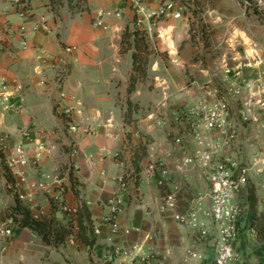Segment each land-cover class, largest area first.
Listing matches in <instances>:
<instances>
[{"label": "crops", "instance_id": "1", "mask_svg": "<svg viewBox=\"0 0 264 264\" xmlns=\"http://www.w3.org/2000/svg\"><path fill=\"white\" fill-rule=\"evenodd\" d=\"M17 1L0 0V150L9 166L21 147L27 163L9 166L17 195L0 175V220L8 218L20 198L33 216L41 213L66 226L69 219L59 202L82 203L92 229L99 228L101 235L86 246L74 228L75 246H69L67 238L54 247L15 224L13 237L0 242V264H212L216 236L196 242L188 228L162 214L158 174L152 178L149 169L162 161L172 169L198 147L191 124H177L174 118L200 101L210 80L224 93L242 87L244 101H254L263 87L264 37L260 32L250 37L242 27L237 31L236 24L249 21L240 4L223 0L207 5L202 18L183 13L182 19L164 18L148 30L138 27L132 10L118 0ZM166 2L146 0L151 9ZM100 11L122 16L105 17V29L96 25ZM200 22L207 24L203 31L198 30ZM137 30L151 40L171 31V44L163 41V48H155L151 81H138L131 88L135 50L123 45L125 36ZM68 47L73 48L71 54L64 51ZM163 52L169 55L168 65L160 57ZM168 66L172 76L158 73ZM238 99L233 110L240 137L227 154L247 163L264 149V104L252 107L257 122H243ZM70 124L79 132H70ZM176 138L183 144L176 145ZM122 176L125 188L119 184ZM57 178L67 186L62 197ZM174 179L184 185L183 210L208 188L196 169ZM40 184L50 190H40ZM251 185L259 215L264 216V175L253 174ZM117 194L123 199L117 224L121 231L130 229L129 235L112 234L107 221ZM244 236L235 243L242 264H264L260 228L257 238L248 231ZM194 246L202 260L189 259Z\"/></svg>", "mask_w": 264, "mask_h": 264}, {"label": "built area", "instance_id": "2", "mask_svg": "<svg viewBox=\"0 0 264 264\" xmlns=\"http://www.w3.org/2000/svg\"><path fill=\"white\" fill-rule=\"evenodd\" d=\"M118 1L129 6L138 27L147 26L148 30H152L153 25L164 18L182 19L183 7L173 1H167L158 9L149 8L146 0ZM113 16L121 17L122 14L100 11L97 14L96 25L106 29L104 18ZM64 51L66 54H71L73 48L68 47ZM40 60L42 62L47 61L43 57ZM61 77H59L60 85ZM203 92V97L195 106L174 118L177 124L187 121L191 124V135L198 147L186 153L183 159L175 161L172 169L168 168L167 162H159L157 166H152L149 169V175L155 178L158 174L156 182L162 191L159 203V210L162 214L171 215L178 224L188 228L193 237L197 238L196 242H205L213 235L216 236L213 245L212 264H242L235 243L242 236L241 229L247 226L248 222L247 189L250 185L251 176L253 174L264 175V149L252 161L247 163L232 159L227 154L240 137L236 120L237 114L233 110V104H235L233 100L240 98L238 102L242 105V111L239 115L243 122H257L258 120L255 119L252 113V107L255 104L259 106L261 102L264 104V100H262L264 89L260 88L255 93V104L254 101H244V98L242 99V87H236L230 93H224L210 80L205 85ZM61 98L66 99L67 94L62 92ZM69 130L72 133L79 132V128L73 124L69 125ZM83 132L88 134L90 130L84 129ZM262 134L264 136V128ZM175 144L182 145V139L176 138ZM16 157L11 160V166L27 163L25 152L21 147L16 150ZM191 169H196L199 172L208 188L197 194L183 210L181 204L183 199L181 197L184 185L177 183L174 178L176 176L185 177ZM119 184L122 188L126 187L124 176L120 177ZM55 185L57 194L60 197L64 196L67 190L65 181L62 178H57ZM17 189V184H8V190L12 194L17 195ZM39 189L43 191L50 190L44 184H40ZM58 208L68 217L69 222L75 224L76 231H78L76 223L83 204L69 206L64 202H59ZM122 212L123 199L121 194H117L112 203L111 217L107 220L114 235H119L121 232L125 235L131 233L130 229L121 231L117 224ZM42 215L40 213L33 217L35 220H41L46 217ZM14 225V220L9 216L4 222L0 220V242L13 237ZM93 231L94 235H101L99 228H94ZM248 233L250 236L257 238L259 229L249 227ZM76 242L75 235L67 240L69 246H75ZM188 257L191 260L203 259L195 246L188 251ZM202 264L206 263L203 262Z\"/></svg>", "mask_w": 264, "mask_h": 264}, {"label": "rangeland", "instance_id": "3", "mask_svg": "<svg viewBox=\"0 0 264 264\" xmlns=\"http://www.w3.org/2000/svg\"><path fill=\"white\" fill-rule=\"evenodd\" d=\"M167 1H173L179 6H182L184 15L190 12H195L197 16L202 18V16L205 15L207 11V5H213L215 3L219 4V2L223 0H167ZM235 1L238 4H240V9L245 11L247 18L249 19V21H246L245 23L236 24L235 27H237V31L242 27L246 29L250 37L254 36L256 33H259V32H260V36L264 37V6L262 5L263 4L262 0H235ZM183 13H182V17H183ZM201 22L197 26H198V30L203 31L202 26L206 27L207 24H202ZM235 32L236 30L234 31V33ZM168 34L171 35V31L162 32L161 39L159 40H157L156 38H154L153 40L148 39L146 38V32H141L139 30L133 33H128L125 36V42H124L123 47L131 48L135 50L136 74L133 75L132 77L133 79H131V82H133L134 80V82L137 83L138 81H147V79L151 81L150 74L153 68L152 65L154 61L157 60V55H156L155 50L158 48H163L161 44L163 41L169 45L171 44L169 43L171 38L170 39L167 38ZM205 39H206V43L210 46L211 43L208 42V38H205ZM237 50H238V47H237ZM160 57L163 59L165 64L168 65V62L170 61L169 55L163 52V53H160ZM171 67H172V64H171ZM167 70L168 71L163 70L158 73L163 74V75L169 74L172 76L173 75L172 70L171 68H169V66L167 67ZM261 88L264 89V85ZM263 98L262 100H264ZM253 103L254 104L256 103V99L254 100ZM255 106H256L255 107L256 109H261L260 108L261 105L258 106L255 104ZM262 114L264 117V110ZM263 128H264V125L262 126V129ZM250 224H252L253 226H258L260 228L261 235H264V226H263L264 216L262 215V213L261 215H259V212L257 211V214L254 217V220H251ZM250 224L249 222H247L246 224L247 226H244L243 229H241L242 238H243V234H245L244 237H246V233L249 227H251ZM241 226L242 224L239 227L241 228Z\"/></svg>", "mask_w": 264, "mask_h": 264}, {"label": "trees", "instance_id": "4", "mask_svg": "<svg viewBox=\"0 0 264 264\" xmlns=\"http://www.w3.org/2000/svg\"><path fill=\"white\" fill-rule=\"evenodd\" d=\"M134 54V63L135 61ZM136 72V68H135ZM133 79V78H132ZM134 80L132 82L131 88L134 87ZM140 160V157L138 158ZM138 160V161H139ZM135 168L138 167V162L135 159ZM138 169V168H137ZM4 174L8 178V182L11 184H16L15 180L12 177L10 168L7 164V159L2 150H0V175ZM247 197H248V222L250 224L251 220H254V217L258 211V198L256 196L255 189L252 186H249L247 189ZM20 200L18 199V205L11 210L9 217L12 218L16 225L21 228L30 229L36 233H38L43 241L49 245H53L54 247H58L61 243H65L67 238L74 236V228L75 224L69 222L66 226H57V224L47 217L41 220H35L31 210L22 205ZM253 218V219H252ZM90 216L88 211L82 208L80 210L79 216L77 218V228H78V239H80L86 246H91L95 243L94 231L92 229ZM251 227H257L250 224Z\"/></svg>", "mask_w": 264, "mask_h": 264}, {"label": "bare ground", "instance_id": "5", "mask_svg": "<svg viewBox=\"0 0 264 264\" xmlns=\"http://www.w3.org/2000/svg\"><path fill=\"white\" fill-rule=\"evenodd\" d=\"M167 38H168V39H170V38H171V35H170V34H168Z\"/></svg>", "mask_w": 264, "mask_h": 264}]
</instances>
